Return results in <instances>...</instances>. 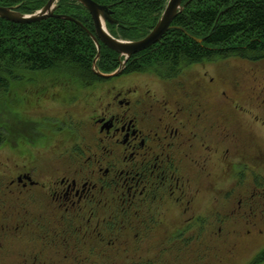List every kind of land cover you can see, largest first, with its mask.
<instances>
[{
	"label": "flooded vegetation",
	"instance_id": "flooded-vegetation-1",
	"mask_svg": "<svg viewBox=\"0 0 264 264\" xmlns=\"http://www.w3.org/2000/svg\"><path fill=\"white\" fill-rule=\"evenodd\" d=\"M191 67L29 75L36 120L0 144V264H264V244L238 249L264 240V152L224 83H186Z\"/></svg>",
	"mask_w": 264,
	"mask_h": 264
},
{
	"label": "trees",
	"instance_id": "trees-1",
	"mask_svg": "<svg viewBox=\"0 0 264 264\" xmlns=\"http://www.w3.org/2000/svg\"><path fill=\"white\" fill-rule=\"evenodd\" d=\"M48 0H0V7L31 15ZM107 8L114 22H106L115 39L135 42L153 29L168 0H92ZM183 11L173 27L155 45L131 56L124 72L152 71L172 77L192 64L240 57L251 62L264 59V0H183ZM55 15L74 21L47 18L31 24L0 19V93L7 95L14 83L30 74L70 77L82 84L98 79L93 71L96 47L89 13L75 0H57ZM191 37L201 39L198 43ZM120 66L118 54L100 45L95 69L101 74ZM7 129L0 120V144ZM17 137V136H16Z\"/></svg>",
	"mask_w": 264,
	"mask_h": 264
},
{
	"label": "rangeland",
	"instance_id": "rangeland-1",
	"mask_svg": "<svg viewBox=\"0 0 264 264\" xmlns=\"http://www.w3.org/2000/svg\"><path fill=\"white\" fill-rule=\"evenodd\" d=\"M191 66L190 69L186 70L184 76L186 83L193 84L196 78L202 77L204 74L206 79L213 77L216 81H222L224 83L222 90L238 106V114L241 111H247L244 114L246 120L240 121L243 123L244 129L247 128L251 131L252 139H255L264 152V60L251 62L240 57H232ZM35 75V79L39 80L43 78L41 75L44 74L37 73ZM27 80L29 79L26 78V81L22 83H14L7 95L0 93V120L5 124V129L8 131L6 133L8 139L15 137L16 130L23 131L24 127L36 120L35 114H33L34 118H31L25 113V107L28 106L26 100L30 96V83ZM187 86L189 87V85ZM233 86L238 88L235 89ZM253 117H256L258 122L257 120L255 122ZM256 162L257 165L255 166L258 167L255 170L259 172L260 177L264 178V155L258 158ZM239 244L238 249L250 255L264 244V240L260 241L258 245H251L245 241L239 242ZM195 254V252H185L180 253L178 257H148L146 264H204L197 261Z\"/></svg>",
	"mask_w": 264,
	"mask_h": 264
},
{
	"label": "water",
	"instance_id": "water-1",
	"mask_svg": "<svg viewBox=\"0 0 264 264\" xmlns=\"http://www.w3.org/2000/svg\"><path fill=\"white\" fill-rule=\"evenodd\" d=\"M80 4L90 15L94 26V35L88 33L92 39L97 55L93 61V71L94 73L102 78H109L118 74L124 67L126 60L132 55H135L147 48L155 45L160 41L162 36L171 29V23L180 14L184 7L187 5L185 3L182 5L183 0H168L165 8L160 15L158 21L154 25L153 29L146 35L143 39L135 42L122 41L113 38L107 31L105 23L109 22L113 24L114 22L110 19L107 14V8L93 2L92 0H75ZM57 0H48L45 6L31 15H24L17 12L16 8H5L0 7V19L16 23V24H31L38 21L45 20L47 18L63 19L67 21H74L72 18L64 15H55V7ZM79 24L78 22L74 21ZM80 25V24H79ZM198 43H201V39H196L191 37ZM100 45H104L111 51L118 54V61H120V67L109 74H101L95 69V63L99 57ZM123 58V60H121Z\"/></svg>",
	"mask_w": 264,
	"mask_h": 264
}]
</instances>
